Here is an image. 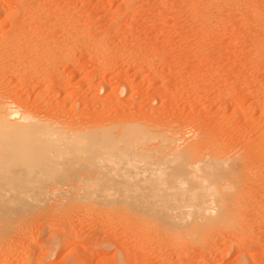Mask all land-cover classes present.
<instances>
[{
    "label": "rangeland",
    "instance_id": "1",
    "mask_svg": "<svg viewBox=\"0 0 264 264\" xmlns=\"http://www.w3.org/2000/svg\"><path fill=\"white\" fill-rule=\"evenodd\" d=\"M0 95L64 132L115 136L83 140L74 154L90 162L78 158L67 185L46 184L16 227L0 226V264H264V0H0ZM127 128L196 141L179 149L191 156L213 146L238 153L231 224L184 233L177 208L169 221L93 194L67 198L59 187L72 179L107 188L166 150L119 138ZM158 169L126 183L154 185Z\"/></svg>",
    "mask_w": 264,
    "mask_h": 264
},
{
    "label": "bare ground",
    "instance_id": "2",
    "mask_svg": "<svg viewBox=\"0 0 264 264\" xmlns=\"http://www.w3.org/2000/svg\"><path fill=\"white\" fill-rule=\"evenodd\" d=\"M9 105L11 107V103H8V101L0 95V226L14 225L16 227V220L20 216L28 213L29 210H32L34 207H37L38 204H41L40 202L42 200H40V198L47 193V189H44L46 184H51L53 186L62 185L60 184L61 181L69 176H65L67 172L73 173L74 170L71 169H75V164L81 162L78 158L82 156L75 155L74 153L76 151H82L80 148L81 145L83 146V140H113L115 136L112 135V132L107 130L98 133L91 130L71 128L69 131L67 130L68 132H64L62 131L63 128L61 130V127L58 126L56 121H50L48 118L44 119L43 117L42 119L26 110L21 111L19 110V106L18 108H9ZM174 135L175 134H170L169 136L163 133L157 134L156 132H144L140 131V129L127 128L124 133L120 134L119 138L124 140H141L143 142L157 140L156 146L159 147L160 145L159 148H163V150L166 149L167 151L165 150L160 154V149L159 154L161 156L157 154V159H152L153 161H150L151 163H149V167L146 170L140 168L139 170L141 171L135 173L129 172L130 174L128 175L125 171L122 173V169V174L119 171L120 176L118 179L113 175L114 180H122L123 183L108 185L107 188L104 185V188L101 186L103 189L99 188L100 190H97L96 188L93 191L90 190L91 188L87 184L83 183L80 186L75 185L77 182L72 179L71 182L74 184L69 183L70 185L68 184L69 186H66L67 188L65 190L61 187H59V189H61L62 192H71L67 197L70 199L78 197L77 199L80 198L82 201H92L89 197L93 194V197H96H94L95 200L93 199V201H104L110 205L112 203L113 205L115 203H117V205H134L141 213L148 212L152 215L154 213V215H158L159 217L162 216L167 220L169 219V221L171 217L169 210L171 208H177V217L180 219L181 223L178 225L177 222H173L171 225L182 227V229L185 230L184 233L190 229L194 232L196 229H200L201 226V228H203V226L210 227L209 224H212L213 221L216 220L218 222L219 218H227L225 222L231 224V215L234 212L236 213L240 203L239 198L236 196L239 194L238 189L233 192L230 191V189L234 188L237 184L236 167L240 161L238 153H229L221 150L219 147L213 146L208 148L206 152H201L199 154H197V152L196 155L191 156L195 154L193 150L182 152V150L179 149L182 147L184 149H192L196 141L191 139L184 140L185 142L182 145H178L176 144V140H178L177 137L179 136L175 137ZM196 136L195 140H198L200 135L198 136L196 134ZM91 141L84 144H91ZM95 146L97 147V145ZM82 152L84 153V151ZM85 152L87 153V151ZM90 152L91 150L88 152L89 155L91 154ZM53 153L57 156L53 155L55 158H50L48 155ZM66 154L75 155L76 158L72 156L73 158L66 161L65 159L67 158L63 157ZM97 155H99V153ZM169 155L172 157L169 159L164 158ZM60 156L64 159L63 162L57 159V157ZM89 159H92V155L89 156ZM109 159H107V161ZM85 160L83 158L82 161L90 162L87 161L88 159ZM111 161L112 160H110V162ZM57 164L61 166L57 167ZM100 165H102V163ZM61 167L65 169L63 172H61ZM76 169L78 170L79 168L76 167ZM154 169H158L155 173L163 175V178L150 180L154 185L126 183L128 182L129 176H136V179L146 178L147 176L139 177L138 175L149 174ZM62 174H64V176ZM82 178V176L78 177L80 180H82ZM166 182H168V185L163 186V183ZM7 194L8 196L5 198ZM113 195L118 196L117 200H111ZM126 197H129V200L126 199ZM30 201H34L35 203L30 204L33 203ZM213 204H216V209L219 211L218 214H211V210L214 208L212 207ZM233 206V209L236 211L232 209V213L230 210ZM140 212L138 213L141 215ZM143 215H141V217H143ZM222 222L224 221L222 220ZM213 224H215V222ZM14 226H12V228ZM8 229L10 228L8 227ZM1 231L0 235H2ZM5 233L4 235L7 234ZM187 233L185 235H187ZM195 233L196 231L194 234ZM192 235L193 234L190 236ZM193 237L194 235L192 238ZM1 238L2 236L0 239Z\"/></svg>",
    "mask_w": 264,
    "mask_h": 264
}]
</instances>
